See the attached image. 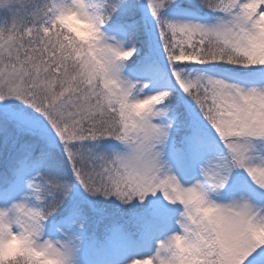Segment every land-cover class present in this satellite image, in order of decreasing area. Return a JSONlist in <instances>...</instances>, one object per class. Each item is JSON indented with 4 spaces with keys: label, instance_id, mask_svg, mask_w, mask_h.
<instances>
[{
    "label": "snow or ice",
    "instance_id": "1",
    "mask_svg": "<svg viewBox=\"0 0 264 264\" xmlns=\"http://www.w3.org/2000/svg\"><path fill=\"white\" fill-rule=\"evenodd\" d=\"M0 264H264V0H0Z\"/></svg>",
    "mask_w": 264,
    "mask_h": 264
},
{
    "label": "clouds",
    "instance_id": "2",
    "mask_svg": "<svg viewBox=\"0 0 264 264\" xmlns=\"http://www.w3.org/2000/svg\"><path fill=\"white\" fill-rule=\"evenodd\" d=\"M65 22L68 23L69 25H73L79 28L80 34L81 35H87L88 34V28L86 25H84L82 22L75 20L73 17H67L65 19ZM16 244V241H12L9 245H6L7 248H11Z\"/></svg>",
    "mask_w": 264,
    "mask_h": 264
}]
</instances>
